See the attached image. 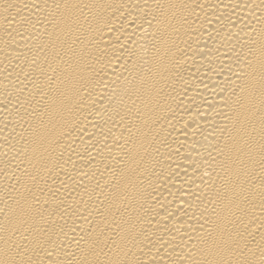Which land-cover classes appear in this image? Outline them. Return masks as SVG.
Segmentation results:
<instances>
[{
	"label": "bare ground",
	"instance_id": "bare-ground-1",
	"mask_svg": "<svg viewBox=\"0 0 264 264\" xmlns=\"http://www.w3.org/2000/svg\"><path fill=\"white\" fill-rule=\"evenodd\" d=\"M0 264H264V0H0Z\"/></svg>",
	"mask_w": 264,
	"mask_h": 264
}]
</instances>
